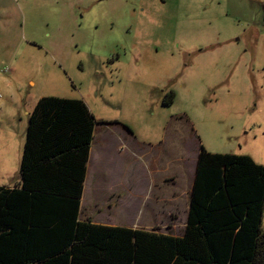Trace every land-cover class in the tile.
I'll return each instance as SVG.
<instances>
[{
    "label": "rangeland",
    "instance_id": "374dc122",
    "mask_svg": "<svg viewBox=\"0 0 264 264\" xmlns=\"http://www.w3.org/2000/svg\"><path fill=\"white\" fill-rule=\"evenodd\" d=\"M0 96L3 187L20 182L28 116L49 97L82 100L105 125L91 169L108 163L116 131L131 149L155 147L153 169L169 159L181 192L200 146L264 166V0H0ZM123 150L109 165L114 181L134 174L135 155ZM148 195L151 206L157 191ZM185 200L177 221L154 230L180 234ZM129 215L114 210L103 221L129 227Z\"/></svg>",
    "mask_w": 264,
    "mask_h": 264
},
{
    "label": "trees",
    "instance_id": "16d2710c",
    "mask_svg": "<svg viewBox=\"0 0 264 264\" xmlns=\"http://www.w3.org/2000/svg\"><path fill=\"white\" fill-rule=\"evenodd\" d=\"M96 124L82 100L37 101L20 182L0 186V264H264V166L246 156L199 147L180 237L79 220Z\"/></svg>",
    "mask_w": 264,
    "mask_h": 264
},
{
    "label": "crops",
    "instance_id": "0c3cea01",
    "mask_svg": "<svg viewBox=\"0 0 264 264\" xmlns=\"http://www.w3.org/2000/svg\"><path fill=\"white\" fill-rule=\"evenodd\" d=\"M98 125L99 124L95 125L93 141L86 164V175L79 205V220H90L93 224L107 227H121L147 231L159 229V231H162L163 227L159 225H163L167 217L170 218L171 221L178 220L179 216L176 214L179 208L178 200L182 197L186 198L184 201L185 210H183V212H185L184 214L187 216L188 199L195 178V165L199 149H197L196 154L191 158V163H193L194 166L191 180L187 185V191L181 192L179 189L174 190L178 181L177 177L175 176L176 178H173L168 176L170 169L169 164L171 163L169 159L165 162L164 166H162V161H159L160 168L153 169V165H149L150 162H154L155 159L157 160L160 158L159 156L150 158L151 155L154 154L153 151L155 147L150 146L147 148L148 150L140 149V151L134 147L131 149L129 146L131 137L120 131L114 132V128H111L110 132H114L115 139H113L112 144H110L111 138L106 142L107 150L103 152V161L107 159L108 163L104 167L101 166L97 168V165V167L93 166L91 169V156L94 147L96 127ZM131 145L133 146L132 142ZM123 149L130 150L131 153L135 155L130 163L131 165H136L133 169L134 174L127 182L119 180L114 181L112 179L113 174L109 171V165L112 163L115 164L116 157L119 158L120 154L124 151ZM99 159L100 154L99 158L97 157L96 159V164L100 162ZM136 160L140 161L141 164L136 163ZM173 161L177 162L179 160L175 158ZM181 162L184 163L183 160H181ZM141 165L144 168H142ZM110 176L112 177L110 178ZM156 177H158L157 180L155 179ZM156 181L159 182L156 183ZM12 187L7 186V188ZM153 190L157 191V195L154 197L152 205L150 206L149 201L152 200V197L148 195V192L151 193ZM147 207H149V209L146 213L144 210L147 209ZM105 210L108 212H105ZM114 210H121V213H126L127 215L132 214L129 215V218L132 220L131 226L123 227L117 226L115 225L116 223L113 222H104L103 219H107V216ZM142 220L145 221L142 222ZM182 232L176 235V237H180Z\"/></svg>",
    "mask_w": 264,
    "mask_h": 264
},
{
    "label": "built area",
    "instance_id": "2783aa9c",
    "mask_svg": "<svg viewBox=\"0 0 264 264\" xmlns=\"http://www.w3.org/2000/svg\"><path fill=\"white\" fill-rule=\"evenodd\" d=\"M0 98H1V96H0Z\"/></svg>",
    "mask_w": 264,
    "mask_h": 264
}]
</instances>
